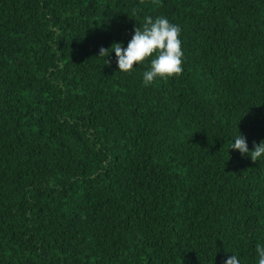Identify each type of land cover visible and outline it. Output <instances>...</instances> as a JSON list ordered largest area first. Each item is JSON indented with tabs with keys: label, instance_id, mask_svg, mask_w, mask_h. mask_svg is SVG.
<instances>
[{
	"label": "trees",
	"instance_id": "obj_1",
	"mask_svg": "<svg viewBox=\"0 0 264 264\" xmlns=\"http://www.w3.org/2000/svg\"><path fill=\"white\" fill-rule=\"evenodd\" d=\"M183 72H120L145 17ZM110 60V63H108ZM264 0H0V264H258Z\"/></svg>",
	"mask_w": 264,
	"mask_h": 264
},
{
	"label": "clouds",
	"instance_id": "obj_2",
	"mask_svg": "<svg viewBox=\"0 0 264 264\" xmlns=\"http://www.w3.org/2000/svg\"><path fill=\"white\" fill-rule=\"evenodd\" d=\"M180 33V26L166 17L158 16L153 19L147 16L143 24L134 29V35L127 47L120 42H113L110 48L101 47L98 56L109 57L111 52H115L119 71L128 74L132 72L134 65L150 59V67L142 74L143 84L148 86L157 79L167 80L182 74L184 52ZM233 141L230 149L238 150L243 156H250L253 162L260 161L264 156V140L260 143L254 142V147L250 150L246 137L239 131ZM256 252L258 264H264V245L258 243ZM225 264H240V260L237 255H233Z\"/></svg>",
	"mask_w": 264,
	"mask_h": 264
}]
</instances>
